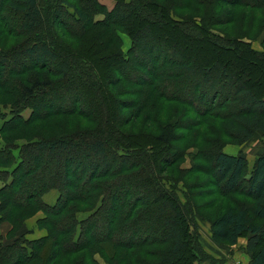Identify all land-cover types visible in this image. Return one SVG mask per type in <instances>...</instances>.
<instances>
[{"label":"trees","instance_id":"16d2710c","mask_svg":"<svg viewBox=\"0 0 264 264\" xmlns=\"http://www.w3.org/2000/svg\"><path fill=\"white\" fill-rule=\"evenodd\" d=\"M114 1L113 7L105 10V17L96 19L95 14L105 9L99 0H0V21L1 14L11 10L19 15L18 34L34 38L24 48L0 51V76L8 66L13 68L11 81L0 80V87L10 89L7 94L13 98L12 106H17L11 109L17 114L0 127V224L4 220L13 225L11 236L17 224L20 227L24 223L20 216L42 211L37 227L45 230L41 237L16 238L20 240L16 243L14 237L4 243L0 237V264H58L64 255L76 256V264H98L95 253L108 264H195L209 258L199 241L194 204L182 203L169 191L174 181L165 171L180 156H169V148L179 138V128L198 126L207 117L221 120L234 144L248 141L256 132L264 133V89L255 82H240L239 72L229 71L228 60L197 65L191 56L183 54L186 49L181 42L158 30L168 27L186 41L209 42L229 56L240 53L243 61L254 60L263 84L264 33L260 34L262 48L257 49L244 31L237 37L225 31L227 24L240 21L235 20L236 8L255 10L264 21V0H186L185 4H180L182 0ZM198 5L222 7V17L213 25H223L225 30L216 33L212 24L206 23L214 12L209 18L203 14L173 15L183 9L197 14ZM47 7L51 8L50 25L79 40L83 53L66 58L51 48L47 40L50 32L42 31L46 29ZM235 24L238 27L239 22ZM115 25L129 35L139 54L156 53L161 61L140 65L143 73L139 78L125 75L122 66L127 65V57L121 51ZM161 34H167L170 41ZM78 59L84 60L86 70L74 65ZM112 59L118 64H112ZM17 64L21 67L15 68ZM240 67L250 70L252 65L245 61ZM12 74L16 78L12 79ZM183 74L199 82L192 83L191 88L179 80ZM57 85L61 88L50 91ZM116 85L122 86L113 89ZM173 87L178 90L173 92ZM91 91L101 93L103 110L95 105ZM125 95H132V99ZM65 98L72 102L68 107L47 105L48 101ZM160 101L184 105L188 108L184 116L192 112L193 119L180 123L172 118L151 134L145 145L137 134L121 131L120 127L138 120L145 111L142 124L151 128V111ZM80 103L92 109L85 112ZM229 104L237 109L223 115L221 110ZM25 106L33 109L27 118L19 116ZM126 108L131 110L127 115ZM74 114L88 126L59 132L64 128L60 116ZM33 122L45 123V134L24 133ZM205 129L209 132L208 126ZM14 131L15 136L10 135ZM156 145L167 148L156 155ZM214 156L212 178L219 192L228 195L239 188L246 159L221 149H216ZM50 162L55 163L53 170L46 167ZM42 170L47 178L38 183ZM251 170L245 194L254 205L251 210H220L210 223L211 238L233 245L248 233V264H264V154L256 157ZM52 189L58 192L57 199L53 204L45 203L43 195ZM110 203L112 212H108ZM83 212H87L85 217H81ZM154 212L159 215L151 226L145 220ZM165 212L173 217L162 218L160 213ZM153 227L156 232L151 233ZM107 246L113 248L112 253Z\"/></svg>","mask_w":264,"mask_h":264},{"label":"rangeland","instance_id":"374dc122","mask_svg":"<svg viewBox=\"0 0 264 264\" xmlns=\"http://www.w3.org/2000/svg\"><path fill=\"white\" fill-rule=\"evenodd\" d=\"M101 3L104 4L105 9L104 11L99 10L95 17L97 18H103L105 17V10L109 11L113 5L114 0H99ZM188 1L182 0L180 4H185ZM214 2V1H213ZM212 2V3H213ZM187 8H190L188 6ZM196 14L192 10L183 9L178 10L174 15V17L182 18L185 17L184 15H207L208 18L211 16V14L218 13L216 16H212L209 19H206V23H211V29L212 31L219 33L220 30L224 31L223 25H213V22L216 20L217 17H222L223 12L221 11L223 8L220 6H204V5H198L196 6ZM102 11V12H101ZM190 11V12H188ZM221 11V12H220ZM50 13L51 8L47 7V16H45L46 20V29L42 30L43 32L49 33L48 35V42L50 43V46L52 49L55 50L61 57L66 58H73L77 56L82 51L83 44L74 38H72L69 34H66L63 30H59L58 28H55L54 26L50 25ZM221 13V15H220ZM247 13V17L244 16ZM2 15V21H0V51L5 52H12L13 49H20L24 48L28 45H31L34 38L30 35H20L18 34V20L19 15L17 13L11 11V10H5ZM236 18L235 20L237 23L239 22V25L234 23L227 24V30L225 31L228 36L231 37H237L242 31L247 34L248 38H251L252 46L255 48L258 45V40L263 37L262 32L264 33V21L262 14L259 12H255V10L249 9L248 11H244L241 8H236L235 12ZM1 17V16H0ZM260 18V19H259ZM196 21H199V18H196ZM68 26L70 28H73L74 26L70 23H68ZM12 29V32L7 31V29ZM118 37L120 39V48L122 53L125 55L126 64L122 66V71L125 75H127L130 78H139L143 70H140V65L142 64H148L151 65V63L158 64L161 60L158 58V55L156 53H143L139 54L131 41V38L129 35L123 30L122 27L115 25L114 26ZM164 29V30H163ZM156 29H154L155 31ZM159 32L166 31L168 34L171 35L172 38H176V41L181 42L183 48L186 49V53H183L184 55L191 56L192 59L196 62V64H202L203 61L205 63L211 64L213 62H216V60H222V61H229V71L232 72H239L238 78L240 82H248V83H256L258 87H260V90L264 89V83L262 84V81H259V75H258V66L254 60H244L241 59L240 53L231 54L230 56L226 54V52H222L217 49L216 45L210 44L209 42L205 43H199V42H191L186 41L183 38H179L175 30H170L168 27L160 28L158 29ZM241 31V32H240ZM163 39L168 40L169 36L166 34H161ZM171 38V39H172ZM179 39V40H177ZM170 41V40H168ZM254 41L256 44L254 45ZM112 55V54H111ZM246 61V63L252 65V68L250 70L247 68L241 69V63L243 64ZM112 64H118L117 60L112 59L110 60ZM84 60L78 59L76 60V63L74 64L79 65L82 69L86 70V67L83 66ZM96 65L100 68L101 71L104 72V69L100 66V63L96 61ZM3 65L0 64V69H2ZM21 65L17 64L15 68H19ZM13 68L8 66L5 68V72L2 76H0V80L3 79H9L10 78V71ZM248 71V72H247ZM9 72V73H8ZM145 73V72H144ZM17 75L12 74V79L16 78ZM19 77H22L19 75ZM186 78V79H184ZM179 80L184 83H187L189 87L192 88V83L199 82V79L192 78L189 74H183L179 78ZM66 82V81H65ZM10 85V84H9ZM262 85V86H261ZM8 86V85H7ZM122 86V85H120ZM118 85L113 86V89L115 87L116 90L120 87ZM60 85L55 86L50 91H55L56 89H60ZM91 89V88H90ZM173 92H176L178 88L173 87L171 89ZM10 89L8 87L1 88L0 87V119L6 121L13 117V115H16L17 113L12 112L11 109L14 111L17 106H12L13 98L12 96L8 95L7 92H9ZM93 93V96L95 97L94 103L97 104L100 108V110H103V105L101 104L102 101L99 100L101 98V93H96L91 91ZM74 95H77L75 93ZM78 96V95H77ZM127 99H132V95H125L123 96ZM145 99V96L144 98ZM97 100L100 101V105L97 102ZM48 106L52 105L54 107H68L71 105V101L69 99H63L59 102H47ZM93 103V104H94ZM107 104V108H109V104ZM78 106L84 107L82 103L78 104ZM136 106V105H135ZM134 106L131 107L133 109ZM92 108L89 106L84 107V111L88 112ZM188 109L184 105L178 103V102H167V101H160L157 102V106L153 108L152 112V118L153 123L151 128L146 129L144 125L142 124L144 119V114L147 112H142L138 120H135L133 122H129L127 125H125L122 129L120 127L121 131L127 132V133H135L139 136V139L142 140L143 145L147 144L151 139L150 136L153 133H157L158 128L169 122L172 118H177L180 123H184L188 121L187 119H193L194 113H189L187 116H184V113ZM237 109L234 104H229L225 108L221 110V113L223 115H226L228 112H233ZM32 108L25 106L22 111L19 113V116L23 118H27L31 112ZM41 111V110H39ZM131 110L129 108H126L124 111L125 115L130 113ZM13 114V115H12ZM187 117V118H186ZM60 119L64 121V128L60 129L59 132H72L77 128H85L88 126V122L83 120L80 116L77 115H68V116H60ZM67 121V124L65 125ZM192 121V120H191ZM37 123V121H35ZM34 123V122H33ZM31 123V127L29 126L26 128L25 132L30 133H36L37 131H42L44 133L45 129V123L42 124H36ZM79 123V124H78ZM206 126H208L209 132L205 131ZM45 128V129H44ZM21 131V130H20ZM179 133V138L172 142L171 147L169 148V156L176 157L179 154L180 156L174 161V164L167 168L165 171V174L172 178L174 183L170 184L169 191L175 193L180 201L182 203H192L195 206V213L196 216V223H197V230L199 234V241L201 243L202 250L206 255H209V258H204L202 261L195 262V264H248L250 261V254L245 251V244H246V238L248 236V233H245L243 236L240 237L239 242L235 245H229L226 242H215L211 238V230H210V223L212 219L217 215V213L222 209H228L230 207H246L251 210L252 206L254 205L253 200L245 194V188L247 185H249V178L251 175V169L253 168L254 161L257 156L264 154V133L257 132L255 133L250 140L247 142L241 143V144H234L232 139L227 135L228 133L225 132L224 128L222 127V121L213 117H207L203 119L200 125L192 127H188L187 129L179 128L177 130ZM144 134L141 136V134ZM16 134V132H11L10 135ZM45 134V133H44ZM3 139L0 137V144H2ZM21 143L22 141H17L16 143ZM164 148H167L166 145H156L154 149V153L156 155L159 152H162ZM216 149H221L222 151L226 152H232L236 155H243L246 159V168L244 170L242 180L240 181L239 188L234 190L228 195H222L219 192V189L217 186H215L214 180L212 178V171H213V164H214V153L216 152ZM17 151V150H16ZM164 153V151H163ZM71 157H74L71 155ZM63 160V159H62ZM62 160L59 162L62 164ZM75 160V158H74ZM55 166V163L50 162L46 166L50 170H53ZM70 167V166H69ZM46 173L42 170V172L39 173L37 180L42 181L43 179H46ZM169 185V184H168ZM143 193V192H139ZM112 203H110V206H108L110 209L108 212H112ZM187 206V205H186ZM193 206V205H192ZM42 212V211H38ZM36 212V213H38ZM36 213L34 215H36ZM87 212H83L81 214V217H85ZM89 213V212H88ZM34 215L27 217V215H22L19 218L23 221V225L19 227V224H17V229H14L13 234L11 237H14V239L25 237L29 240L31 231L35 230V227H37V219H34ZM158 212L152 213V216H147L145 222L148 224H151V226H154L152 223V220H154V217L158 216ZM251 215V214H250ZM160 216L163 218V216H170L173 217V214L170 212H165L164 214L160 213ZM33 217V218H32ZM251 219L252 216H251ZM18 220V219H17ZM254 221L260 222V220L253 219ZM4 222V220L2 221ZM8 222V221H7ZM12 225V224H11ZM27 226L31 230H28L25 228ZM152 230L151 233L156 232L155 227ZM13 229V225L10 228V231ZM104 227L100 228L102 231ZM9 231V232H10ZM32 231V232H33ZM8 232V233H9ZM34 233V232H33ZM32 234V233H31ZM13 240L14 243L18 240ZM2 240V239H1ZM20 242V240H18ZM5 241H2L4 243ZM12 242V243H13ZM11 243V244H12ZM28 247V244L24 243ZM108 252H113V248L111 250V247L107 246ZM65 256V255H64ZM62 256L63 258L60 260L58 264H76V256L68 255L66 257ZM94 257L98 260V264H108L107 261H104L100 258L98 254L95 253ZM110 262V261H109Z\"/></svg>","mask_w":264,"mask_h":264},{"label":"crops","instance_id":"0c3cea01","mask_svg":"<svg viewBox=\"0 0 264 264\" xmlns=\"http://www.w3.org/2000/svg\"><path fill=\"white\" fill-rule=\"evenodd\" d=\"M255 44H256V42L254 41V45ZM255 48H257V49H261L262 48L261 47V39L258 40V45ZM3 122H4V120L0 119V127L2 126ZM226 153L232 154V155H236V154H234L232 152H229V151L226 152ZM1 184H2V181L0 180V186H1ZM57 196H58V192L56 190L52 189V190L46 192L43 195V200H44L45 203L53 204L56 201ZM42 216H43V213L42 212H38V213H36V215H34V219H37V218L42 217ZM11 226L12 225H11L10 222H7V221L1 222V224H0V237H1L2 241L6 242L11 237V236H9V233H8L10 231ZM25 228L27 229V231L31 230L27 226H25ZM32 231H31L32 234L30 233V235H29L31 239H35V238L41 237V236H43L45 234V230L39 229V228H36V227H35V230L33 231L34 233ZM239 239H240V237L238 238L237 243L239 242ZM233 245H235V244H233Z\"/></svg>","mask_w":264,"mask_h":264}]
</instances>
